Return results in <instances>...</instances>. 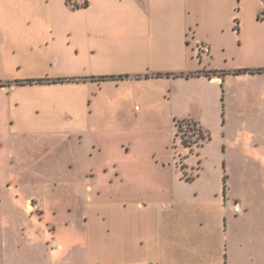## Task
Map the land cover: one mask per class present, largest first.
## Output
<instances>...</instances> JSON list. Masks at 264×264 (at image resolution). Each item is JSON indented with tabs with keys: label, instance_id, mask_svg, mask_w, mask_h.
<instances>
[{
	"label": "crops",
	"instance_id": "obj_1",
	"mask_svg": "<svg viewBox=\"0 0 264 264\" xmlns=\"http://www.w3.org/2000/svg\"><path fill=\"white\" fill-rule=\"evenodd\" d=\"M74 2L0 0V147L46 221L0 264H264V0ZM161 116L213 120L190 178L111 134Z\"/></svg>",
	"mask_w": 264,
	"mask_h": 264
},
{
	"label": "rangeland",
	"instance_id": "obj_2",
	"mask_svg": "<svg viewBox=\"0 0 264 264\" xmlns=\"http://www.w3.org/2000/svg\"><path fill=\"white\" fill-rule=\"evenodd\" d=\"M176 91L180 94L183 90L177 89ZM166 94L167 96L170 95L168 92ZM182 121L173 120L165 116L160 118L151 117L149 120H119L124 125H120L111 134L132 135L134 137L135 150H139L142 153L145 152L144 154L147 156L150 155L152 161L170 163L174 161L178 166L183 167L185 175L190 178L189 170L184 167L190 166L189 164L191 163L197 164L196 151L202 142L197 131L198 127L193 123H198L208 136H211V131H214V123L213 120ZM202 135L204 136V133ZM0 139L3 140V138ZM5 152L6 146L3 144L0 147V230L30 227L42 228L46 224L45 220H42L39 224H34V221L29 219V216L21 213L20 207L13 201L14 196L12 194L15 192V188L9 183L15 176L9 172ZM118 159L120 160L117 161L121 164H126L127 162L126 158L120 157ZM19 191L25 197L32 193H37L41 197L43 190L19 188ZM59 223L63 225L64 219L59 220Z\"/></svg>",
	"mask_w": 264,
	"mask_h": 264
},
{
	"label": "trees",
	"instance_id": "obj_3",
	"mask_svg": "<svg viewBox=\"0 0 264 264\" xmlns=\"http://www.w3.org/2000/svg\"><path fill=\"white\" fill-rule=\"evenodd\" d=\"M86 5V2H84V6ZM74 8H76L77 7V5H74L73 6ZM246 72H249V73H252V72H254V71H247V70H243V71H238L237 73H246ZM256 72V71H255ZM258 72H260L259 70H258ZM156 77H162V76H166V77H173V78H189L190 77V75L189 74H183V73H180V74H156L155 75ZM105 77H103V78H101V79H104ZM59 81H64V79H56V80H53V82H59ZM28 83H31V82H34V81H27ZM35 82H43V81H41V80H37V81H35ZM185 120H183L182 122H184ZM193 123V122H192ZM194 125H196V127H198L197 126V124L196 123H193ZM179 125V124H178ZM179 128H180V125H179ZM197 131H198V133L200 134V138H201V140L202 141H204V140H206V139H208L209 138V136L208 135H206V134H204V136L202 135L203 134V132H202V130L198 127L197 128Z\"/></svg>",
	"mask_w": 264,
	"mask_h": 264
},
{
	"label": "built area",
	"instance_id": "obj_4",
	"mask_svg": "<svg viewBox=\"0 0 264 264\" xmlns=\"http://www.w3.org/2000/svg\"><path fill=\"white\" fill-rule=\"evenodd\" d=\"M68 3L71 4V5L75 4L74 0H68Z\"/></svg>",
	"mask_w": 264,
	"mask_h": 264
}]
</instances>
